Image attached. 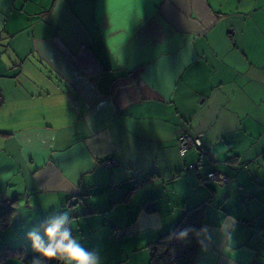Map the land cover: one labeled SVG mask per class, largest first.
Here are the masks:
<instances>
[{"label":"crops","instance_id":"1","mask_svg":"<svg viewBox=\"0 0 264 264\" xmlns=\"http://www.w3.org/2000/svg\"><path fill=\"white\" fill-rule=\"evenodd\" d=\"M0 34V247L67 211L103 264H149L212 197L195 264H264V0H0Z\"/></svg>","mask_w":264,"mask_h":264},{"label":"trees","instance_id":"2","mask_svg":"<svg viewBox=\"0 0 264 264\" xmlns=\"http://www.w3.org/2000/svg\"><path fill=\"white\" fill-rule=\"evenodd\" d=\"M202 146L194 147L192 150L200 149ZM178 147L180 152L179 140ZM189 151H187L184 156L181 155V153L180 155L184 160V163H186V170L189 172H195L199 168V164L197 165L194 163V168H190L189 166L193 163H187L185 161V156ZM206 179L209 180L207 175ZM211 202L212 197L196 206L187 208L181 219L172 229L163 233L155 241L151 242V258L149 264H195L200 249V243L195 235L205 222L206 210ZM12 206L13 201L8 208L4 210L0 208V228L6 226L8 223L7 221L11 217ZM154 209L153 204L149 205L148 203H145L142 211L153 212ZM184 231H187V235L181 238L180 234ZM37 256L38 253L33 251L23 257V247L21 246L9 247L5 245L0 247V264H4L5 261L11 258H19L22 259L25 264H32L33 259ZM55 264H59V262H55Z\"/></svg>","mask_w":264,"mask_h":264},{"label":"clouds","instance_id":"3","mask_svg":"<svg viewBox=\"0 0 264 264\" xmlns=\"http://www.w3.org/2000/svg\"><path fill=\"white\" fill-rule=\"evenodd\" d=\"M73 219L69 212H56L38 226L30 229L26 238L38 253L32 264H101L95 250H88L73 236ZM181 238L187 231L181 232Z\"/></svg>","mask_w":264,"mask_h":264},{"label":"built area","instance_id":"4","mask_svg":"<svg viewBox=\"0 0 264 264\" xmlns=\"http://www.w3.org/2000/svg\"><path fill=\"white\" fill-rule=\"evenodd\" d=\"M178 140H179V146H180V153L183 156L186 154L187 151L192 150L194 147H201L203 145L201 137L198 135H194L189 130L182 131L178 137ZM103 163L108 168H112L113 166L116 165L115 160L112 158L105 159ZM189 167L194 168V164H191ZM207 178L209 180L216 181L222 184H229L231 181L229 176L217 170L210 171L207 174ZM11 202L12 201L8 198V196L2 197L0 199V208L2 210L8 208L11 205ZM114 232H115V235L119 237L125 233V230L115 227Z\"/></svg>","mask_w":264,"mask_h":264},{"label":"rangeland","instance_id":"5","mask_svg":"<svg viewBox=\"0 0 264 264\" xmlns=\"http://www.w3.org/2000/svg\"><path fill=\"white\" fill-rule=\"evenodd\" d=\"M11 232H14V231H11ZM75 237L76 238H79V237H81L80 235H75ZM1 245V244H0ZM98 253H99V255H100V257H101V264H103V263H106V262H104V261H106L107 260V256L108 255H114V254H117V252L114 250L113 252H112V250H111V248H105V249H103V250H99V251H97ZM108 261V260H107ZM7 264V263H6Z\"/></svg>","mask_w":264,"mask_h":264},{"label":"water","instance_id":"6","mask_svg":"<svg viewBox=\"0 0 264 264\" xmlns=\"http://www.w3.org/2000/svg\"><path fill=\"white\" fill-rule=\"evenodd\" d=\"M4 102V94L2 90L0 89V105Z\"/></svg>","mask_w":264,"mask_h":264}]
</instances>
